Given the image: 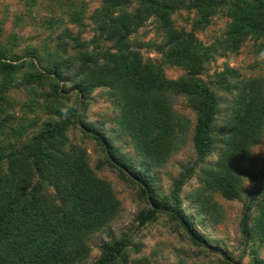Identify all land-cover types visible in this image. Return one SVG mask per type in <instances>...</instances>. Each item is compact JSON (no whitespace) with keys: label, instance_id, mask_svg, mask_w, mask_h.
<instances>
[{"label":"trees","instance_id":"16d2710c","mask_svg":"<svg viewBox=\"0 0 264 264\" xmlns=\"http://www.w3.org/2000/svg\"><path fill=\"white\" fill-rule=\"evenodd\" d=\"M19 1L27 15L40 5L38 28L59 33L51 51L44 41L15 51L17 37L4 35L0 22V264H152L132 256L139 253L132 233L107 234L87 263L90 237L109 227L120 204L90 168L86 150L70 140L72 130L93 141L103 165L135 193L142 204L137 228L163 217L217 264H264V170L253 153L264 133V0H98L93 8L84 0ZM214 17L224 20L221 33L204 43L197 34ZM146 23L154 40L137 41ZM246 42L255 74L227 64L208 73L216 56L236 55ZM143 48L155 58L143 57ZM164 67L181 74L169 79ZM96 89L115 112L110 131L128 138L135 160L112 145L111 132L85 122ZM175 97H184L193 124L173 109ZM188 140L193 164L164 193L151 171ZM194 174L198 185L186 197L212 226L222 219L215 196L240 200L242 183L254 184L238 224L246 254L234 256L196 230L202 223L180 198Z\"/></svg>","mask_w":264,"mask_h":264},{"label":"rangeland","instance_id":"374dc122","mask_svg":"<svg viewBox=\"0 0 264 264\" xmlns=\"http://www.w3.org/2000/svg\"><path fill=\"white\" fill-rule=\"evenodd\" d=\"M89 8L97 5L98 0H84ZM39 5L37 9L32 10L30 14L24 13L22 1L19 0H0V22L3 28V34H15L17 47L15 51H20L25 46H39L44 41L49 44L50 51L53 47L55 35L59 30L53 33L42 32L38 26V22L45 16V13ZM16 18V20H15ZM177 24L181 25V19L177 16ZM16 23L14 24V22ZM224 20L220 17H214L211 25L204 31L197 34V37L204 43L212 42L219 33H221ZM154 29L145 24L139 29L135 35V39L140 42H148L154 40ZM143 57L155 58L152 51L141 49ZM223 64L238 69L242 75L248 76L255 74L256 58L252 53L250 43L246 42L234 54H227L223 57H215L209 65L208 73L214 70H220ZM164 74L169 79H176L181 70L171 67L163 68ZM205 78V75L203 76ZM10 94L17 98L21 93L19 90H12ZM224 96L221 111L227 109L229 100L228 95ZM92 103L85 111V122L91 126L104 131L106 134L111 132L114 128L112 122L115 112L111 107L110 98L106 96L102 89H96L92 95ZM173 109L186 116L193 124V113L186 105L184 97H175L173 99ZM222 116L218 119L221 124ZM69 138L72 142L82 146L87 153L88 163L95 175L101 179L106 180L117 200L120 208L116 218L110 223L109 227L104 229L101 233L92 235L89 239L91 252L87 263H90L98 255L97 245L101 241L107 240V234H112L118 237L120 234L132 233L134 243L139 247V253L132 256H144L150 260L152 264H217L215 259L206 253L204 250L196 249L190 242L182 236V233L176 231L173 225L167 221L166 218H158L154 223L148 224L144 227H136V222L133 218L138 213L141 203L135 197V193L128 188L118 178L115 172L103 165V157L96 146V144L82 137L78 130L68 132ZM109 138L112 145L119 150V153L128 159L135 160L133 155V148L128 138L120 136L118 133L111 132ZM253 153L257 162L258 172L264 170V133L261 144L253 148ZM215 158L212 155L211 160ZM194 161V153L189 140L185 145L174 154L169 161L162 168L153 170L151 173L156 177L157 185L164 193H168L172 180L181 171L184 166H191ZM97 166V167H96ZM197 174H194L181 189L180 198L182 201V208L186 213L193 216L195 224L202 223L201 226H196V230L200 232L207 240L219 242L223 250L231 252L234 256L242 254L243 247L240 243V235L238 230L239 218L241 215L242 204L251 194L254 189V184L250 181L242 183L243 195L240 200L227 201L219 196H215V200L222 207V219L218 224L211 225L204 217L196 216L194 206L188 201L187 195L198 185ZM200 252V253H199ZM244 253V252H243ZM246 254V253H244Z\"/></svg>","mask_w":264,"mask_h":264}]
</instances>
